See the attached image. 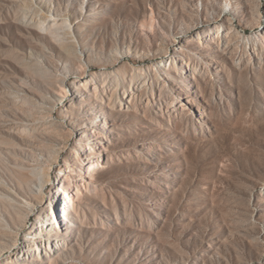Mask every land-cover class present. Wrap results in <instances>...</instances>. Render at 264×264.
<instances>
[{
    "label": "rangeland",
    "instance_id": "rangeland-1",
    "mask_svg": "<svg viewBox=\"0 0 264 264\" xmlns=\"http://www.w3.org/2000/svg\"><path fill=\"white\" fill-rule=\"evenodd\" d=\"M58 182L71 222L41 247ZM0 242V264H264V0H0Z\"/></svg>",
    "mask_w": 264,
    "mask_h": 264
},
{
    "label": "bare ground",
    "instance_id": "bare-ground-1",
    "mask_svg": "<svg viewBox=\"0 0 264 264\" xmlns=\"http://www.w3.org/2000/svg\"><path fill=\"white\" fill-rule=\"evenodd\" d=\"M22 2L25 1V0H21ZM84 6H83V3H80V7L79 9H83ZM58 17V16H57ZM64 18V17H63ZM62 19V18H61ZM58 20L56 18H53L52 16H44V17H40L39 18V22H38V26H39V29L42 31V32H45V33H49L55 37H58V31H64L66 35H69L70 34V25L69 23L66 21V20ZM72 34V33H71ZM72 37H74L72 35ZM69 40V39H68ZM115 53V52H114ZM167 64V63H166ZM85 66V65H84ZM42 72V71H41ZM62 76V75H61ZM83 81V80H82ZM61 84L65 83L63 80L60 81ZM58 86V84H57ZM61 88H63V85H60ZM69 95V94H68ZM62 101V100H61ZM36 102V101H35ZM40 111V110H39ZM45 113V112H44ZM45 115V114H44ZM50 117V116H49ZM51 118V117H50ZM50 120V119H49ZM47 120V121H49ZM33 144V143H32ZM35 144V143H34ZM39 144V143H38ZM59 152V151H58ZM46 158V157H45ZM47 161V160H46ZM36 163V162H35ZM42 163V162H41ZM52 163V162H51ZM44 165V164H43ZM49 166V165H48ZM61 166V165H59ZM58 166V167H59ZM41 167V166H39ZM43 167V166H42ZM54 167V166H53ZM36 169V168H35ZM35 171V170H34ZM38 171V170H37ZM59 171H61V169H59ZM65 172V171H64ZM46 174V172H45ZM48 174V173H47ZM50 174V173H49ZM63 174V173H62ZM40 176L38 177H42L44 178L45 175L43 173V170L40 171L39 173ZM47 176V175H46ZM46 178V177H45ZM45 185V181L42 179L39 181L38 183V186L36 187L37 190H36V194L38 196H40L41 198L44 197V191H43V187ZM47 185V184H46ZM55 185H57L55 183ZM59 189H61V193L59 191ZM67 192L66 190L64 189L63 185H60L59 182H58V185L57 187L54 186L52 188V190L50 191V195H49V199H51V207L49 208V212H44L43 214V222L42 224L40 225V227L42 229L40 230H44L45 232H39L38 236L40 237L39 241H41V247H42V244L43 243H46L48 247H51V248H55V249H58L60 246H62V243L60 242H57V235L60 233V222H63V226L65 227L64 228V231H68V226L70 225V219L69 217L67 216L66 214V209L64 208V204L66 202V197H67ZM3 197V196H2ZM46 197V196H45ZM48 198V197H47ZM10 199V198H9ZM44 199V198H43ZM12 200V199H11ZM23 200V199H22ZM35 202H38L36 204H42V201H38L37 199H34ZM44 202V201H43ZM22 205L24 206V208L26 209H30V208H34L35 205H32L30 203H28L27 201H22ZM43 206V205H42ZM42 217V216H41ZM50 218H51V222H50ZM58 221L57 223L59 224L57 226V231L54 232V229L50 226L51 223H53V221ZM43 226H46L45 228ZM9 227V226H8ZM26 229V228H25ZM15 233V232H14ZM19 234V233H18ZM2 235V234H1ZM19 236V235H18ZM26 237V236H25ZM28 238V237H27ZM26 238V239H27ZM30 238V237H29ZM33 238V237H32ZM24 240V239H23ZM3 241V240H2ZM38 243V242H37ZM64 243H66L64 241ZM18 244V243H17ZM17 244L15 246H17ZM45 244V245H46ZM0 245H3L2 242H0ZM29 245H31L30 243L28 242H25V244H21V249L22 248H25V247H29ZM19 246V245H18ZM29 249V248H28ZM33 249H34V252L37 254V256H39V253H40V249L39 247L36 245V244H33ZM50 249V248H49ZM51 250V249H50ZM28 251L30 252V250H25L24 253L23 251H21V253H19V255H22L24 254L25 257L27 256L28 254ZM43 251V250H41ZM53 251V250H51ZM56 251V250H55ZM41 254V253H40ZM16 258V257H15ZM21 260V258H20ZM23 260V259H22ZM22 264V262H21Z\"/></svg>",
    "mask_w": 264,
    "mask_h": 264
}]
</instances>
